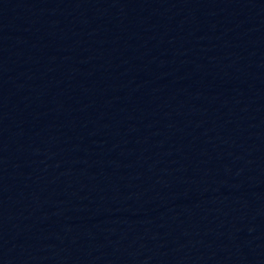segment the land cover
<instances>
[{
	"label": "water",
	"instance_id": "obj_1",
	"mask_svg": "<svg viewBox=\"0 0 264 264\" xmlns=\"http://www.w3.org/2000/svg\"><path fill=\"white\" fill-rule=\"evenodd\" d=\"M0 264H264V0H0Z\"/></svg>",
	"mask_w": 264,
	"mask_h": 264
}]
</instances>
